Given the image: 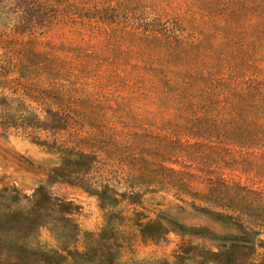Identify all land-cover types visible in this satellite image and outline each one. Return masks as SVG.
Instances as JSON below:
<instances>
[{
	"label": "rangeland",
	"instance_id": "1",
	"mask_svg": "<svg viewBox=\"0 0 264 264\" xmlns=\"http://www.w3.org/2000/svg\"><path fill=\"white\" fill-rule=\"evenodd\" d=\"M191 6L193 0H0V109L9 111L7 122L25 124L34 116L44 121L49 110H66L75 122L58 134L0 129V190L15 188L32 196L47 183L59 160L41 142L95 153L99 162L80 186H48L55 197L76 206L72 218L80 230L79 252L88 246L87 234L97 238L107 218L117 226L122 262L172 264L188 246L216 252L222 243L213 236H240L199 208L239 216L255 230L261 228L258 239L264 242V151L185 137L176 120L169 121L157 92L144 89L134 96L122 91L119 79L146 84L150 67L144 47L138 53L125 51L131 40L124 32L130 42L121 39L119 29L159 22L202 32ZM210 40L209 34L207 46ZM238 83L256 88L261 81ZM39 94L54 103L44 106L33 99ZM169 218L186 233L173 230L159 242L141 238L140 224L158 219L167 225ZM38 242L56 246L45 229Z\"/></svg>",
	"mask_w": 264,
	"mask_h": 264
},
{
	"label": "trees",
	"instance_id": "2",
	"mask_svg": "<svg viewBox=\"0 0 264 264\" xmlns=\"http://www.w3.org/2000/svg\"><path fill=\"white\" fill-rule=\"evenodd\" d=\"M60 2L56 3L63 8L77 9ZM193 3L195 7L191 6L190 12L203 25L202 32H187L176 25L162 27L159 22L145 29L130 24H125L126 31L119 29L121 39L128 44L131 40L125 51L138 53L144 47L142 51L150 67L146 84L119 79L124 81L122 91L134 96L144 89L157 92L169 121L176 120L185 137L225 146L244 144L264 151V0H193ZM123 32L130 40L124 38ZM245 74L249 82L261 81L259 87L248 84L239 88L238 82L246 80L240 76ZM33 99L44 106L54 103L41 94ZM8 113L0 109V129L24 127L58 134L71 130L75 124L66 110H49L44 121L34 116L20 125L7 122ZM23 118L18 117L21 121ZM39 145L53 151L59 163L49 171L47 183H41L32 196H25L15 188L0 190V264H171L165 260L122 262L118 254L121 246L115 241L117 226L110 218L97 238L87 234L88 246L79 252L75 244L80 230L72 218L76 206L55 197L48 186L50 182L80 186L99 162L98 157L94 152L76 150L56 141ZM199 211L223 227L238 231L240 236H213L222 243L216 252L188 246L172 264H264V242L258 239L261 228L255 230L233 214L207 208ZM43 229L55 241L54 248L38 242ZM185 229L171 218L167 225L157 219L140 224L139 234L146 241L159 242L170 231L186 233ZM193 231L195 235H205L201 230ZM259 249H263L261 254L257 253Z\"/></svg>",
	"mask_w": 264,
	"mask_h": 264
}]
</instances>
